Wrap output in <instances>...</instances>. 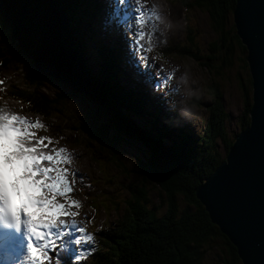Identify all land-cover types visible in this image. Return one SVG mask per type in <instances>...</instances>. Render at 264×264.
<instances>
[{"label": "rangeland", "instance_id": "rangeland-1", "mask_svg": "<svg viewBox=\"0 0 264 264\" xmlns=\"http://www.w3.org/2000/svg\"><path fill=\"white\" fill-rule=\"evenodd\" d=\"M94 1L95 13L91 16L93 20L90 23L92 39L83 45L84 48L80 43L82 48L79 49L78 46L76 50L85 68L89 87L93 91L104 99L89 80L93 75L92 71L97 66V59L93 58V49L95 45L104 44L110 51V59L112 63L114 61L115 67L120 71L124 66V72L126 73L127 68L132 75L129 80L133 84L135 81L140 83L134 91L141 93L140 96L143 97L144 102L146 101L144 94H146L150 99V106L162 107L166 111L164 115L170 116L171 120H174L175 115L180 116V121L187 124L196 135L202 133L209 116L210 109L207 104L213 100L216 91L221 92L223 108L228 113V118L225 120L226 131L229 137L234 138L240 131L238 123V115L242 109L240 82H243L249 75L248 68H242L239 60L241 55L237 48L235 47L233 53L232 64L222 68L217 67V60H212V63L208 61L207 66L203 63L207 62V59L203 57L198 61L185 53L167 54L163 50L165 47L172 48V51L180 48L183 51H195L201 56L213 53L211 46L217 35L212 30L204 11L195 7L186 8L180 0H147L145 7L154 9L159 20L147 22L145 31L153 30L151 41L153 46L150 51L144 53L147 68L141 69L137 67L128 51L125 35L127 17L123 12L116 13L114 0ZM188 28L193 43L188 40ZM68 32H70L69 28ZM72 37L74 39L73 35ZM142 43L147 45V36ZM73 44L75 48V39ZM112 44L117 46L114 48L115 54L118 53L117 60L110 46ZM0 49L6 53L3 47ZM7 56L10 58L12 54L8 53ZM12 59L13 66L24 67L16 57L10 58L11 62ZM28 70L29 68L14 71L10 68H0V107L14 111L32 121L39 120L44 127L33 129V131L37 136L51 138L53 143L49 145L48 150L53 146L67 149L71 160L63 166L69 169L70 179L73 178V172L76 174L75 183L72 185L73 191L69 195L71 199L80 202L79 209L73 206L71 210L78 211V215L74 218L76 223L85 227L86 231L92 233L96 239L95 233L99 234L106 230L121 214L129 195L128 183L137 184L141 181L142 175L137 164L146 157L151 158L148 149L140 141L130 138L125 132L114 127L115 119L111 121V115L117 117V114L110 107L107 108L105 104L88 97L84 92L72 90L67 83L55 78H40L39 91L57 101V110L49 113L48 117L42 118L31 113L25 104L6 95L7 86L34 89L33 85L28 84L27 77L23 76ZM145 109L146 105H144ZM123 111H121L122 116H128L129 122L126 117L123 121L118 119L123 126L129 129L133 128V124L143 132L145 125H155L154 122L150 123V120L141 122L137 116L131 114L129 109L128 112L124 109ZM81 125L91 130L99 129L101 126L105 127L102 129L106 131L111 140L116 141L114 147L117 154L111 156V151L88 140L83 131L79 129ZM219 148L222 149V146L219 145ZM84 183L88 185L89 191L101 188V194L93 199H90L91 196L86 197L80 188ZM147 189L149 205L155 206L157 214L160 215L165 208L164 194L149 182H147ZM58 199L62 200L59 197ZM216 253L215 247H205V253L199 264H221ZM53 255L55 256L56 253ZM86 260H83L82 264H86Z\"/></svg>", "mask_w": 264, "mask_h": 264}, {"label": "trees", "instance_id": "trees-1", "mask_svg": "<svg viewBox=\"0 0 264 264\" xmlns=\"http://www.w3.org/2000/svg\"><path fill=\"white\" fill-rule=\"evenodd\" d=\"M57 2L67 16L68 28L78 48H82L92 39L90 23L93 20L91 16L95 13V1L57 0ZM180 2L186 8L195 7L207 14L210 26L217 35L211 46V51L214 52L201 56L195 51H183L180 48L172 51V48L165 47L163 50L167 54L185 53L198 61L203 57L207 59V62H203L207 66L212 60H217V67L222 68L232 64L236 47L241 55L239 60L242 68L247 69L246 50L237 37L232 23L234 0H180ZM188 33V40L191 43L189 28ZM0 47L6 52L0 49V68H10L11 71L29 68L23 76L27 77L28 84L34 86L33 90L7 86V97L25 104L31 113L41 118L48 117L49 113L57 110V101L39 91V79L44 77L33 68L32 61L21 54L1 18ZM93 50L97 66L89 80L104 97L107 107L112 108L121 121L126 117L122 116L121 111L124 112V109L128 112L129 109L141 122L150 120L155 125H145L146 128L141 132L132 124V129L135 130L133 131L137 133H133L132 136L146 145L151 158L145 162L143 160L138 162L141 181L137 184L128 183L129 195L121 214L106 230L99 234L95 233V251L86 258V264H199L205 247L212 246L217 249L216 255L221 264H241L235 247L210 221L207 212L195 196L196 186L224 160L234 139L229 137L226 131L225 120L228 113L223 108L221 92L216 91L213 100L207 104L210 109L209 116L202 133L196 135L187 124L180 121V117L173 116L174 120H171L163 111H152L140 93H136L132 88L122 87L117 76L119 70L113 64L114 61L112 63L110 51L104 44L95 45ZM112 52L117 60V53L115 54L114 50ZM8 53L16 57L24 67L13 66V59L11 62L12 57L9 58ZM240 83L242 109L238 115V123L241 130L249 123L250 76ZM126 119L129 122L128 116ZM81 126L79 129L88 140L111 151V156L116 153V149L108 142L109 137L105 130L102 128L91 130L84 125ZM147 182L158 187L160 193L164 194L165 208L160 215L157 214L155 206L149 205ZM81 185L84 195L91 196L90 199L101 194V188L89 191L87 184ZM64 264H68V261L64 260Z\"/></svg>", "mask_w": 264, "mask_h": 264}, {"label": "water", "instance_id": "water-1", "mask_svg": "<svg viewBox=\"0 0 264 264\" xmlns=\"http://www.w3.org/2000/svg\"><path fill=\"white\" fill-rule=\"evenodd\" d=\"M0 18L38 74L105 104L89 87L68 32L67 16L57 0H0ZM232 23L246 50L249 123L234 136L224 160L196 186L195 196L235 247L241 264H264V0H234ZM111 118L114 127L136 139L132 129L113 114ZM108 142L115 149L116 141L109 137Z\"/></svg>", "mask_w": 264, "mask_h": 264}, {"label": "snow or ice", "instance_id": "snow-or-ice-1", "mask_svg": "<svg viewBox=\"0 0 264 264\" xmlns=\"http://www.w3.org/2000/svg\"><path fill=\"white\" fill-rule=\"evenodd\" d=\"M146 3L114 0L116 13L127 17L128 51L141 69L153 46L147 22L159 20ZM41 127L39 120L0 107V264H82L95 251L94 235L76 223L78 211L71 210L80 208L69 195L76 174L70 179L63 166L71 157L64 147L48 150L51 138L33 131Z\"/></svg>", "mask_w": 264, "mask_h": 264}, {"label": "bare ground", "instance_id": "bare-ground-1", "mask_svg": "<svg viewBox=\"0 0 264 264\" xmlns=\"http://www.w3.org/2000/svg\"><path fill=\"white\" fill-rule=\"evenodd\" d=\"M70 37H71V39L74 41V39H73V37H72V33L70 32ZM14 43H15V41H13ZM16 44V43H15ZM17 46V45H16ZM111 47H112V49L114 50V48H116L117 46H115V45H110ZM78 46H77V43H76V47H75V50H77L78 48H77ZM18 48V47H17ZM77 52V51H76ZM118 54V53H117ZM77 55H78V53H77ZM118 56V55H117ZM78 57H79V55H78ZM118 58V57H117ZM79 59H80V57H79ZM84 61H85V58H84ZM83 65V64H82ZM123 66V65H122ZM84 67V66H83ZM91 67V66H90ZM89 67V68H90ZM85 69V68H84ZM124 66L121 68V70L119 71V74H118V78H119V82H120V84H121V86L122 87H124V88H126V87H128V88H132V90H134V89H136L139 85H140V83L139 82H137V81H135V83L133 84L130 80H129V77L130 76H132L131 75V73L128 71V69L126 68V73L124 72ZM121 71H122V73H121ZM131 71V70H130ZM131 79V78H130ZM131 82V83H130ZM141 94V93H140ZM144 98H146V101L148 102V104H147V107L149 108V109H152V111H155L156 110V112H157V110H160V111H163V112H166V111H164V109L162 108V107H158V106H150V99L146 96V94H144ZM148 98V99H147ZM105 102V101H104ZM13 110V109H12ZM175 116H177V115H175ZM177 117H180V116H177ZM181 118V117H180ZM151 123V122H150ZM148 126V125H147ZM131 134H133V132L131 133ZM134 134H137L136 132H134ZM136 138V137H135Z\"/></svg>", "mask_w": 264, "mask_h": 264}]
</instances>
